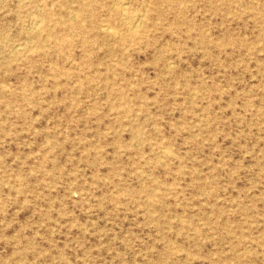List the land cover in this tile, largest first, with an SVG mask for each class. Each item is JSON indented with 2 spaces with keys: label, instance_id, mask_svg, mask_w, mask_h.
Wrapping results in <instances>:
<instances>
[{
  "label": "rangeland",
  "instance_id": "rangeland-1",
  "mask_svg": "<svg viewBox=\"0 0 264 264\" xmlns=\"http://www.w3.org/2000/svg\"><path fill=\"white\" fill-rule=\"evenodd\" d=\"M0 264H264V0H0Z\"/></svg>",
  "mask_w": 264,
  "mask_h": 264
},
{
  "label": "bare ground",
  "instance_id": "bare-ground-1",
  "mask_svg": "<svg viewBox=\"0 0 264 264\" xmlns=\"http://www.w3.org/2000/svg\"><path fill=\"white\" fill-rule=\"evenodd\" d=\"M133 15H134V14H133ZM133 15H132V16H133ZM140 19L142 20V18H141L140 16H136L134 20H135V21H136V20L139 21ZM41 22H42V21H41ZM126 22H127V21H126ZM138 24H139V23H138ZM134 25H135V24H134ZM107 26H108V25H107ZM127 26H128V25H127ZM136 26H137V25H136ZM128 27H129V26H128ZM129 28H130V27H129ZM130 29H131V28H130Z\"/></svg>",
  "mask_w": 264,
  "mask_h": 264
}]
</instances>
